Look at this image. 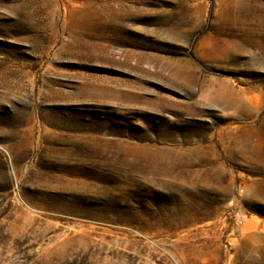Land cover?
Instances as JSON below:
<instances>
[{
	"label": "rangeland",
	"instance_id": "obj_1",
	"mask_svg": "<svg viewBox=\"0 0 264 264\" xmlns=\"http://www.w3.org/2000/svg\"><path fill=\"white\" fill-rule=\"evenodd\" d=\"M0 264H264V0H0Z\"/></svg>",
	"mask_w": 264,
	"mask_h": 264
}]
</instances>
